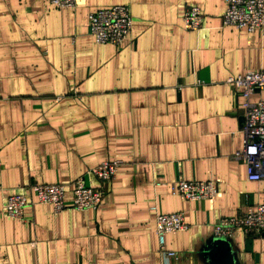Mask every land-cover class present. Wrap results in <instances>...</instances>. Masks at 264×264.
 <instances>
[{
  "label": "crops",
  "instance_id": "0c3cea01",
  "mask_svg": "<svg viewBox=\"0 0 264 264\" xmlns=\"http://www.w3.org/2000/svg\"><path fill=\"white\" fill-rule=\"evenodd\" d=\"M125 5L128 38L96 44L89 12ZM197 6L203 23L185 30ZM224 0H0V208L30 183L66 186L64 206L32 202L0 215V264H164L155 215L179 212L186 229L164 236L166 264H264V232L215 238L219 218L264 204L233 157L242 145L241 96L228 76L264 72V28L221 26ZM264 98L253 92L250 101ZM119 160L108 182L88 170ZM101 192L75 210V179ZM210 180L211 199L181 200L176 180ZM154 207V210L151 209Z\"/></svg>",
  "mask_w": 264,
  "mask_h": 264
},
{
  "label": "built area",
  "instance_id": "2783aa9c",
  "mask_svg": "<svg viewBox=\"0 0 264 264\" xmlns=\"http://www.w3.org/2000/svg\"><path fill=\"white\" fill-rule=\"evenodd\" d=\"M57 8H73L75 0H45ZM180 20L185 30H198L203 23V16L197 6H186ZM131 16L125 5H113L97 8L86 16L85 26L96 44L118 45L125 41L131 28ZM220 25L251 33L264 28V0H224V9ZM225 82L231 85L241 96L240 107L243 112L241 127L243 138L241 148L234 151L233 157L244 166L245 177L257 181L264 177V98L249 100L253 92L264 91V72L248 71L241 75L228 76ZM119 160H104L88 170L101 182L112 180ZM66 186L63 184L30 183L9 193L3 200L0 215L20 219L23 210L32 202L48 204L53 212H59L64 206ZM172 195L181 200L195 201L213 198L216 187L210 180L186 181L176 179L169 184ZM70 204L75 210L96 208L101 201V192L85 186L81 179H75L70 186ZM30 202V200H32ZM154 210V207H151ZM154 231L163 263L175 258L173 251L163 247L164 236L186 229L183 216L179 212L155 215ZM239 230L245 235L264 232V204L248 208L238 216L219 218L212 226L211 235L215 238H230Z\"/></svg>",
  "mask_w": 264,
  "mask_h": 264
}]
</instances>
